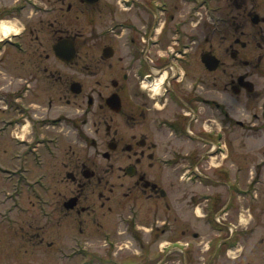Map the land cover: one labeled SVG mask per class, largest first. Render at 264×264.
Listing matches in <instances>:
<instances>
[{"label": "flooded vegetation", "instance_id": "1", "mask_svg": "<svg viewBox=\"0 0 264 264\" xmlns=\"http://www.w3.org/2000/svg\"><path fill=\"white\" fill-rule=\"evenodd\" d=\"M28 8L38 12L32 25ZM1 19L10 26L0 36V138L15 146L8 176L21 182L29 155L35 167L53 165L35 180L53 194L38 202L46 225L96 234L89 256L129 242L119 250L145 251L133 264L184 260L208 233L217 244L204 264L239 241H263L264 0H10ZM183 208L205 235L180 218ZM26 228L42 241L43 226ZM160 241L183 247L155 258L146 248Z\"/></svg>", "mask_w": 264, "mask_h": 264}, {"label": "rangeland", "instance_id": "2", "mask_svg": "<svg viewBox=\"0 0 264 264\" xmlns=\"http://www.w3.org/2000/svg\"><path fill=\"white\" fill-rule=\"evenodd\" d=\"M10 3V0H0V11L3 13L4 10L7 8V5ZM38 12L36 10L28 8V18L29 25L34 24L36 20H39L37 17ZM46 19V18H45ZM51 19V18H50ZM1 23H5V19H1ZM74 25L79 28L81 25H86L83 23L81 19H78L75 21ZM9 31V30H8ZM4 69L7 68L5 67ZM3 69V70H4ZM5 71V70H4ZM2 72L0 69V74L6 75L7 72ZM1 116V114H0ZM80 111L78 113V117H80ZM8 138L2 137L0 138V164L5 166L8 161L11 160V152L14 151L15 146L12 144H8ZM47 157V156H46ZM33 156L29 155L28 162L23 168L28 169V173L26 175L25 180L29 183H33L35 181L36 177L41 175H52L54 174L53 165H51L50 162H47L44 167H35V166H29V163L32 164L30 159H32ZM13 160H16L13 158ZM173 181V179H172ZM11 183L8 181V178L6 175L1 174L0 175V264H68L71 258H69V246L71 244L72 238L76 235L73 231L65 229L63 226L60 227V229H55L54 223L49 222L48 225L47 219H41L40 215L37 211V207L33 205V201H35V194L32 191L19 193L12 195V200H7L5 198V186L10 185ZM178 185L183 186L182 184L178 183ZM173 193L177 191L178 188L176 182H173ZM190 188H194L195 186H187ZM10 191V190H7ZM43 196H41V199L50 202L52 200V193L49 191L43 189L41 190ZM180 195V194H178ZM15 201V202H14ZM19 201L21 202L20 205H22L24 208L23 210H20L18 208ZM9 202H11L13 205H9ZM48 202V203H49ZM186 202V200H185ZM16 203V206L14 204ZM174 203H177V200H174ZM182 204V203H181ZM50 205V204H49ZM183 205V204H182ZM13 206V208L11 207ZM53 206V205H52ZM50 205V207H52ZM15 207V208H14ZM46 208V206H44ZM185 208V207H184ZM183 208V212L180 215V218L184 219L188 217V227L191 229V231H196L199 233L202 232V234H206V227L205 224L198 220V218L193 217V213L189 210V212ZM52 209H50V212ZM53 216L50 215V218ZM179 218V219H180ZM52 223V224H51ZM27 224H32L34 226V229H37V225L43 226V239L41 242L37 241L36 239H28L25 236V233L28 231L26 226ZM61 224H66V221H61ZM113 226V225H112ZM93 228V227H92ZM110 228V227H108ZM260 233V232H259ZM84 237L80 239H86V242H89L87 244L92 245V248L94 245L91 242H96L98 236L94 233H90L89 231H84ZM89 235V236H88ZM203 235V236H204ZM212 234H209L203 238H197L192 240L191 233L188 235V237H176L180 240H189L193 241L192 246L190 247V250H188V254L185 255L184 260L182 258V255L177 252L172 254L170 263L167 262L166 264H202L203 262L208 261L210 252L212 250H215V240L206 241V239ZM88 236V237H87ZM198 237V236H197ZM211 237V236H210ZM209 237V238H210ZM257 240H260L259 237L254 238L249 241H239L237 243V246L235 249H232V252L229 253V255L224 254L220 258L216 259V264H264V256L261 257H255L252 256L250 253V250H261L262 247L264 248V236L263 241L259 242ZM79 243H82L80 241ZM79 245L78 243H76ZM126 244L130 245V243L126 242ZM209 245L210 249L207 251L205 248ZM57 249H61V252L56 251ZM152 248L153 252H157L158 257H161V254L158 250V247L154 246L150 247ZM157 248V250H156ZM88 250L89 248L86 247ZM242 250V253H241ZM138 251V249H137ZM88 253V252H86ZM121 257L123 259H126L128 257H133V260L136 258L133 254H127L125 252L120 251ZM128 253H131L130 251ZM143 254H145V251H141L140 254L135 259L136 261L142 262L145 260V257H143ZM239 255V256H238ZM85 255L80 256L79 258H76L77 262H83ZM236 258H232L235 257ZM107 257V256H106ZM204 258H206L204 260ZM105 259V258H104ZM70 264H73L71 262ZM204 264V263H203ZM214 264V263H213Z\"/></svg>", "mask_w": 264, "mask_h": 264}, {"label": "bare ground", "instance_id": "3", "mask_svg": "<svg viewBox=\"0 0 264 264\" xmlns=\"http://www.w3.org/2000/svg\"><path fill=\"white\" fill-rule=\"evenodd\" d=\"M8 30H10V26L8 23H0V35L1 34H4V33H7Z\"/></svg>", "mask_w": 264, "mask_h": 264}]
</instances>
